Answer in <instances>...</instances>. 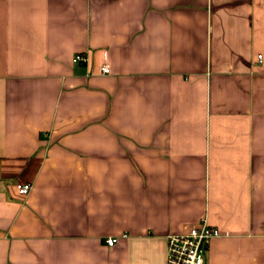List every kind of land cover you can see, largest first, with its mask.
I'll use <instances>...</instances> for the list:
<instances>
[{
	"label": "crops",
	"instance_id": "1",
	"mask_svg": "<svg viewBox=\"0 0 264 264\" xmlns=\"http://www.w3.org/2000/svg\"><path fill=\"white\" fill-rule=\"evenodd\" d=\"M202 220L264 264V0H0V264H166Z\"/></svg>",
	"mask_w": 264,
	"mask_h": 264
},
{
	"label": "built area",
	"instance_id": "2",
	"mask_svg": "<svg viewBox=\"0 0 264 264\" xmlns=\"http://www.w3.org/2000/svg\"><path fill=\"white\" fill-rule=\"evenodd\" d=\"M260 57V56H259ZM85 55L76 54L74 62L85 61ZM102 74L109 73L107 65L100 68ZM17 192L20 195H27L31 190V184H16ZM219 231L210 226L205 220L190 228L188 231L167 235V257L166 264H205V254L208 251L211 240L219 236ZM116 237L108 238V245H113Z\"/></svg>",
	"mask_w": 264,
	"mask_h": 264
}]
</instances>
